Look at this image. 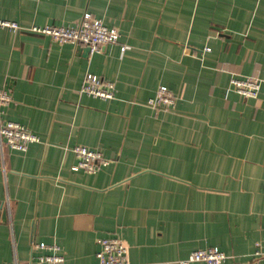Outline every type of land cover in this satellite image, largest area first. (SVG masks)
Here are the masks:
<instances>
[{
	"label": "crops",
	"instance_id": "obj_1",
	"mask_svg": "<svg viewBox=\"0 0 264 264\" xmlns=\"http://www.w3.org/2000/svg\"><path fill=\"white\" fill-rule=\"evenodd\" d=\"M87 13L120 42L88 52L29 31ZM0 20L22 27H0V89L13 97L0 120L40 138L25 151L0 143V264L31 262L33 242L96 264L110 237L130 264L212 247L225 264H264V0H0ZM87 73L116 97L81 93ZM253 75L256 98L234 90L232 78ZM162 85L177 98L168 112L148 106ZM76 146L109 163L73 170Z\"/></svg>",
	"mask_w": 264,
	"mask_h": 264
},
{
	"label": "built area",
	"instance_id": "obj_2",
	"mask_svg": "<svg viewBox=\"0 0 264 264\" xmlns=\"http://www.w3.org/2000/svg\"><path fill=\"white\" fill-rule=\"evenodd\" d=\"M0 27L16 32L22 27L19 23L0 20ZM29 31L35 34L49 36L58 44L72 43L84 45L91 48V52H100L102 47L108 44H118L121 34L115 27L106 26L101 20L91 14H85L83 20L74 26L46 25L33 26ZM127 46H122L121 51L125 52ZM205 51H210L206 48ZM185 52L191 54L192 50L186 48ZM232 87L239 94L246 98H256L261 88L259 76L234 77L231 80ZM81 93L100 98L112 100L116 97V85L114 82L87 73L81 88ZM13 101L12 94L8 90L0 89V106L7 105ZM177 98L166 86H160L155 95L148 101V106L155 111H170L175 108ZM39 136L24 125L9 121L2 123L0 120V143H4L11 149L25 151L31 143L39 142ZM74 152L77 155L78 163L73 170H83L94 174L103 166L109 163L104 155L85 146H76ZM100 250L97 253L96 264H130L129 246L121 238L110 237L99 241ZM256 258L264 259V246L257 244L255 251ZM230 256L217 247L199 249L192 252L189 257L182 260L180 264H191L204 262L206 264H225ZM19 264V263H15ZM26 264H69L61 254V247L58 244H46L44 242H33V260Z\"/></svg>",
	"mask_w": 264,
	"mask_h": 264
},
{
	"label": "water",
	"instance_id": "obj_3",
	"mask_svg": "<svg viewBox=\"0 0 264 264\" xmlns=\"http://www.w3.org/2000/svg\"><path fill=\"white\" fill-rule=\"evenodd\" d=\"M87 51H88V52H91V48H90V47H87Z\"/></svg>",
	"mask_w": 264,
	"mask_h": 264
}]
</instances>
